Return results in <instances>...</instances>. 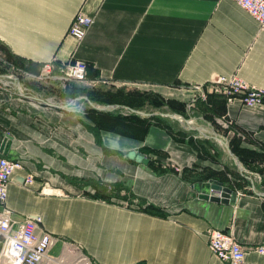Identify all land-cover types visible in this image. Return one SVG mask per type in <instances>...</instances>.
I'll return each instance as SVG.
<instances>
[{"label": "crops", "instance_id": "1", "mask_svg": "<svg viewBox=\"0 0 264 264\" xmlns=\"http://www.w3.org/2000/svg\"><path fill=\"white\" fill-rule=\"evenodd\" d=\"M76 11L92 18L79 41L66 34ZM0 46L35 70L50 58L83 59L91 81L84 89L134 88L176 99L183 102L189 124L199 128L171 119L174 129L168 125L183 140L170 135L167 149L139 143L152 123L142 139L92 130L84 110L70 108L83 99L52 105L73 97L58 102L19 91L13 78L0 75L10 79L4 83L9 88L0 86V138L4 132L11 136L3 155L22 164L7 181L4 203L17 220L38 216V227L55 238L50 249L76 243L94 264H224L206 245L205 230L216 227L230 230L243 246L240 264H264V252L253 248L264 244L259 177L250 175L248 192L233 187L231 201L199 196L213 179L199 177L200 166L235 169L209 147L211 126L227 140L234 135L256 147L247 136L264 142V102L226 103L232 125L225 130L185 108L189 85L215 75L235 74L264 88V31L233 0H0ZM153 110L160 108L144 111ZM188 137L202 143L218 163L197 155ZM143 145L166 150L154 161L158 167L125 156L128 150L147 156ZM27 174L32 179L24 183ZM105 185L108 199L82 192ZM128 200L150 202L166 213L137 209ZM61 253L72 264V255L65 249ZM0 264L6 261L0 259Z\"/></svg>", "mask_w": 264, "mask_h": 264}, {"label": "built area", "instance_id": "2", "mask_svg": "<svg viewBox=\"0 0 264 264\" xmlns=\"http://www.w3.org/2000/svg\"><path fill=\"white\" fill-rule=\"evenodd\" d=\"M233 1L257 22L260 30L264 31V0ZM91 22V17L76 11L66 29V34L75 41H79ZM8 71L6 73L20 75L22 80H54L60 88L69 83L83 87L91 83L86 80V63L80 58L67 60L50 58L41 62L35 72L12 66L8 67ZM19 82L23 90H28L29 87L23 81ZM188 88L191 95L185 103V108L189 113L194 112L195 101L204 99L209 92L223 96L225 104L233 99L248 106L264 102V88L249 85L235 74L215 75L205 82L190 84ZM213 118L221 129H229L231 126L232 121L226 113L215 115ZM21 166L20 161L0 153V258L4 259L6 264H64L67 261L61 252L65 249L72 255V264H94L80 246L72 242L61 244L58 255L49 253L55 238L48 231L38 227V216L26 214L19 220L12 216L10 208L4 203L6 184L12 171ZM175 169L178 168L175 166ZM31 179L32 176L27 174L23 177V182L28 183ZM205 235L208 249L224 264L241 263L244 248L230 230L208 227ZM253 248L258 252H264V244H257Z\"/></svg>", "mask_w": 264, "mask_h": 264}, {"label": "trees", "instance_id": "3", "mask_svg": "<svg viewBox=\"0 0 264 264\" xmlns=\"http://www.w3.org/2000/svg\"><path fill=\"white\" fill-rule=\"evenodd\" d=\"M0 48L2 47L0 46ZM2 52L3 54L0 55V74L8 72L9 66L18 69H26L30 72L36 71L29 63H24L23 59L16 57L5 50ZM61 94L66 98L84 94L87 96V98L96 102L117 103L122 106L137 109H140L143 106H150L156 109L165 105L170 111L180 113L184 116L187 115L184 110L183 102L173 98H163L157 93L148 90H138L134 88L124 89L120 87L116 89H84L74 86H66L61 90ZM194 112L200 114L204 120L209 121L212 125L218 128L219 126L213 117L215 115L225 114L224 97L219 94L209 92L206 94L204 99H197L195 101ZM84 114L90 120L89 127L92 130L105 129L121 135L142 139L147 132L148 126L151 123H154L155 125L163 127L174 140H183V135L179 132V130L171 129L168 123L157 115L140 116L133 112L121 113L119 111L100 110L91 107H87L84 110ZM225 129L227 128L222 130ZM247 140L248 142L255 144L256 147L246 145L243 140L234 135L228 139V146L232 153L241 161L242 165L247 171L257 172L260 174L259 184L264 190V142H259L256 140L250 141L248 136ZM187 142L190 143L191 146L196 150L197 155L204 154V157L208 158L210 162L218 163L217 158L213 154L202 149V143L192 139L191 137L187 138ZM142 151L147 154L148 163L154 167H158L156 164H154V161L158 160L159 156H166V150L158 147L143 145ZM186 167L187 166L185 165L181 166L180 172L183 173L186 170ZM199 171V177L213 178L219 180L222 183L225 182V185L229 186L230 188L240 187L243 183L247 182V179L239 174L235 169H231L226 165H221V167L203 165L200 166ZM227 173H229L230 177H228ZM108 191L109 189L106 188L105 185L94 190L84 189L82 192L85 195L91 197L108 199L110 196ZM127 203L133 204L135 208L147 212H153L157 214L166 213L163 207L150 202L132 203L128 200Z\"/></svg>", "mask_w": 264, "mask_h": 264}, {"label": "water", "instance_id": "4", "mask_svg": "<svg viewBox=\"0 0 264 264\" xmlns=\"http://www.w3.org/2000/svg\"><path fill=\"white\" fill-rule=\"evenodd\" d=\"M0 75H5V76H8L10 78H13L15 80V83H16L18 90L20 91L21 84H20V82L17 79V76L15 74L2 73ZM77 98L83 99L84 101L87 102V104L91 108H94V109L110 110V109L116 108L118 106L117 103H101V102H96V101L90 100L84 94H80V95H77L73 98H70L69 101L66 103H62V104L52 103V105H58L61 107H65V106L69 105L70 103H72ZM126 108L129 109L131 112L137 113V114L142 115V116H148V115L156 114V115L164 116V117H167L170 119H175L181 123H185V124L188 123V127L199 129L198 127H192V125L189 124V121H191L190 118L185 117V116L181 115L180 113H177L174 111H170V110L144 111V110H140V109H136V108H130L127 106H126ZM209 136L212 139H214L217 142V144L219 145V147L231 158L233 164L235 165L236 171L239 174H241L244 178H246L249 182L252 183V179H251L250 175L245 172L246 169L242 165L241 161L230 150V148L228 146V140L222 134L215 131L212 126L210 129ZM10 137H11L10 134L7 132H4L3 135L1 136V138H0V153L1 154H5L7 152L9 142H10ZM125 156L130 158V159H133L135 161H140L143 163L147 162V160H148L147 156H145L142 152L135 151V150L126 151ZM193 185L194 184H192V186ZM256 193L260 194V195H264L263 191H256ZM199 196L203 199H207V200H211V201L227 202V201L233 200V198L235 196V190L230 188L229 186H227L225 184H222L219 180L208 179L204 183V189H202L199 192Z\"/></svg>", "mask_w": 264, "mask_h": 264}, {"label": "rangeland", "instance_id": "5", "mask_svg": "<svg viewBox=\"0 0 264 264\" xmlns=\"http://www.w3.org/2000/svg\"><path fill=\"white\" fill-rule=\"evenodd\" d=\"M0 51L2 52L3 49L0 48ZM0 68H1V64H0ZM17 79L19 81H23L25 83V85L27 87H29L28 90H27V92H29V94L40 95V96H43V97H50L51 99H55L58 102L59 101L63 102L64 101L63 99H65L62 96V94H61V90L63 88H60L59 85H57V82L54 81V80H47V81L34 80V79L22 80L20 75L17 76ZM9 80L10 79H6L4 76H0V86L9 88L10 86L8 84H4L6 81H7V83H9ZM66 86H74V87H78V88H84L82 85H77V84H74V83L66 84L65 87ZM76 107H78L77 108L78 110H85L89 106H88V104L86 102H84L82 100H77V101H75V103L72 104V107H70V108H76ZM140 109H142V110H152V109H155V108H152L150 106H143ZM157 109H159V108H157ZM114 110L121 111L123 113L124 112H126V113L130 112L128 109H126L125 107H121V106L115 108ZM160 110L161 111H165V110H168V109L160 108ZM160 117L162 119H164L167 123H170L168 120H171V119H168L167 117H164V116H160ZM82 121H84V120H82ZM171 121H172V123H174L173 119ZM172 123H170L169 125H171L173 127V129H174V126H173L174 124H172ZM146 141H148V142H146ZM170 142H171L170 134L164 128H161V127H159V126H157V125H155L153 123L150 125L149 130H148L145 138L143 139V141H139V143H147V144H150V145H153V146L162 147V148H165V149H167L166 146ZM208 143L210 144V146L209 145L208 146L213 148L214 152H215V149L218 150V156H220L221 160H224L225 162H229L231 165L233 164L231 158L219 147V145L217 144V142L215 140L211 139V140L208 141ZM245 172L247 174L253 176V177H257L258 176L260 178V174L257 173V172H251V171H247V170ZM240 187H241L243 192L250 191L248 182L243 183ZM59 248H60V244H55L49 250V252L50 253H56V252L59 251ZM64 264H68V263L65 262Z\"/></svg>", "mask_w": 264, "mask_h": 264}, {"label": "bare ground", "instance_id": "6", "mask_svg": "<svg viewBox=\"0 0 264 264\" xmlns=\"http://www.w3.org/2000/svg\"><path fill=\"white\" fill-rule=\"evenodd\" d=\"M0 259H2V258H0ZM4 260V259H3Z\"/></svg>", "mask_w": 264, "mask_h": 264}]
</instances>
